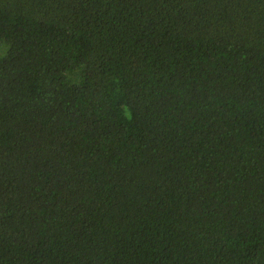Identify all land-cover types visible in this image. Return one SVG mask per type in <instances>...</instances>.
<instances>
[{
  "label": "trees",
  "instance_id": "1",
  "mask_svg": "<svg viewBox=\"0 0 264 264\" xmlns=\"http://www.w3.org/2000/svg\"><path fill=\"white\" fill-rule=\"evenodd\" d=\"M0 52V264H264V0H0Z\"/></svg>",
  "mask_w": 264,
  "mask_h": 264
},
{
  "label": "rangeland",
  "instance_id": "2",
  "mask_svg": "<svg viewBox=\"0 0 264 264\" xmlns=\"http://www.w3.org/2000/svg\"><path fill=\"white\" fill-rule=\"evenodd\" d=\"M5 52V51H4ZM4 52H0V55L2 54V53H4Z\"/></svg>",
  "mask_w": 264,
  "mask_h": 264
}]
</instances>
